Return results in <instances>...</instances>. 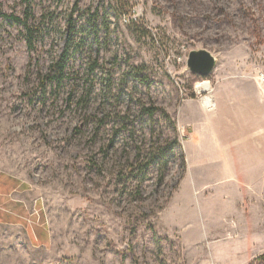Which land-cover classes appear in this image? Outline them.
I'll list each match as a JSON object with an SVG mask.
<instances>
[{
	"label": "rangeland",
	"instance_id": "obj_1",
	"mask_svg": "<svg viewBox=\"0 0 264 264\" xmlns=\"http://www.w3.org/2000/svg\"><path fill=\"white\" fill-rule=\"evenodd\" d=\"M0 9L27 14L32 28L29 47L22 25L0 18V171L18 177L43 227L36 241L0 227V264H264L262 172L258 203L245 198L224 230L239 181L253 175L194 196L191 233L163 216L185 170L182 100L255 85L264 99V0H0ZM68 44L64 75L51 80ZM201 49L215 57L204 77L187 66Z\"/></svg>",
	"mask_w": 264,
	"mask_h": 264
},
{
	"label": "crops",
	"instance_id": "obj_2",
	"mask_svg": "<svg viewBox=\"0 0 264 264\" xmlns=\"http://www.w3.org/2000/svg\"><path fill=\"white\" fill-rule=\"evenodd\" d=\"M224 90L217 96L216 88L212 87L208 94L212 107L195 99L182 100L178 107V126L184 133L181 146L185 170L163 209V216L174 226L187 223V232L192 221L191 200L208 191L210 183L223 188L219 185L233 182L230 175L234 173L253 175L246 183L239 181L233 194L238 200L230 216L223 218V230L226 221L242 215L245 198L249 197L253 204L259 201L257 175L264 173L262 91L257 85L250 92L232 86ZM232 114L238 117L236 122L230 119ZM212 175L216 178H211ZM21 184L15 175L0 171V227H22L36 241L42 235V215L36 204H30Z\"/></svg>",
	"mask_w": 264,
	"mask_h": 264
},
{
	"label": "trees",
	"instance_id": "obj_3",
	"mask_svg": "<svg viewBox=\"0 0 264 264\" xmlns=\"http://www.w3.org/2000/svg\"><path fill=\"white\" fill-rule=\"evenodd\" d=\"M25 1H29V0H25ZM0 18L4 19V20H8L11 23L14 24H20L22 25V27L25 29L26 31V36H27V41H28V46L31 47V33H32V28L31 25L28 22V15H24L23 17L15 15L13 13H6L4 11H2L0 9ZM94 27V24L92 25ZM68 53H69V44L66 45L64 51L62 52V54L59 56V58L57 60H55L50 68V72H51V76L50 79L51 80H55V81H60L64 75V70L66 67V62H67V57H68ZM147 111H149L150 114H152L155 110H157V107H151V108H147ZM259 260L264 261V253H262L261 255H259L257 257Z\"/></svg>",
	"mask_w": 264,
	"mask_h": 264
},
{
	"label": "water",
	"instance_id": "obj_4",
	"mask_svg": "<svg viewBox=\"0 0 264 264\" xmlns=\"http://www.w3.org/2000/svg\"><path fill=\"white\" fill-rule=\"evenodd\" d=\"M187 66L193 73L204 77L213 71L215 57L204 49L193 50L188 55Z\"/></svg>",
	"mask_w": 264,
	"mask_h": 264
},
{
	"label": "bare ground",
	"instance_id": "obj_5",
	"mask_svg": "<svg viewBox=\"0 0 264 264\" xmlns=\"http://www.w3.org/2000/svg\"><path fill=\"white\" fill-rule=\"evenodd\" d=\"M211 88L210 83H197L195 86V90L197 92H208ZM202 101L205 105H213L212 98L209 95H205L202 98Z\"/></svg>",
	"mask_w": 264,
	"mask_h": 264
},
{
	"label": "built area",
	"instance_id": "obj_6",
	"mask_svg": "<svg viewBox=\"0 0 264 264\" xmlns=\"http://www.w3.org/2000/svg\"><path fill=\"white\" fill-rule=\"evenodd\" d=\"M261 80H262V82L264 83V77H261ZM202 98H203V97H201V100H202ZM206 106H208V107H212L213 105H209V104H207Z\"/></svg>",
	"mask_w": 264,
	"mask_h": 264
}]
</instances>
